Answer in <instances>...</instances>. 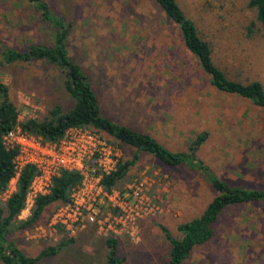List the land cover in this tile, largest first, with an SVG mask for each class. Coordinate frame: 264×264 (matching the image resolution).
<instances>
[{
  "label": "rangeland",
  "instance_id": "374dc122",
  "mask_svg": "<svg viewBox=\"0 0 264 264\" xmlns=\"http://www.w3.org/2000/svg\"><path fill=\"white\" fill-rule=\"evenodd\" d=\"M73 22L68 45L89 75L103 112L114 121L155 136L174 151H188L196 136L209 132L197 155L230 184L264 189V110L251 100L217 90L186 48L177 24L154 0H47ZM249 0H178L212 48L214 62L231 79L264 85V28ZM51 42V31L26 0H0V77L9 86L20 119H42L56 104L73 99L59 71L44 61L4 63L7 47L27 50ZM130 163L137 150L92 127ZM158 210L140 222L135 235L109 234L90 225L75 235L51 224L55 204L12 238L28 255L73 239L39 264H109L107 238L118 240L120 264H169L171 244L161 226L182 237L178 225L200 215L217 191L199 171L170 166L140 152L114 190L146 180ZM17 178L0 193L16 189ZM31 202L19 218L31 215ZM112 204L107 199L102 210ZM0 264H3L0 260ZM182 264H264V204L239 203L220 215L210 241Z\"/></svg>",
  "mask_w": 264,
  "mask_h": 264
},
{
  "label": "trees",
  "instance_id": "16d2710c",
  "mask_svg": "<svg viewBox=\"0 0 264 264\" xmlns=\"http://www.w3.org/2000/svg\"><path fill=\"white\" fill-rule=\"evenodd\" d=\"M26 1L32 4L51 31V42L31 43L27 50L7 47L3 51V61L7 64L44 61L54 66L59 71L62 87L73 99V106L65 110L62 105L56 104L48 116L42 119L30 117L22 121L19 109L10 96L9 86L0 77V193L9 188L16 176L15 157L19 153V147L7 148L4 134L20 127L23 131L42 137L44 141L57 142L71 128L92 127L137 150L130 163L120 161L116 170L105 174L103 184L108 192L125 178L129 164L138 160L140 152L149 153L167 165H185L203 173L217 191V195L200 215L178 225L182 237L173 236L166 226H161L171 244L169 264H182L196 247L210 241L215 233V225L227 207L248 202L264 204V189L230 184L198 157L197 150L208 139V131L199 133L188 151H174L152 134L118 123L107 116L102 110L89 75L70 53L68 41L73 22L57 13L47 0ZM154 1L164 10L168 20L177 24L186 48L197 58L217 90L249 99L264 110V85L261 81L252 80L246 83L229 78L214 62L209 42L201 37L195 22L185 13L178 0ZM248 6L255 9L257 20L264 28V0H249ZM38 174L37 166L25 165L17 179L16 189L0 203V260L3 264H39V258L56 255L64 245L73 240H63L57 246L47 247L39 257L28 255L13 240L12 235L17 230L37 222L49 205L55 204L54 211L60 204L70 202L73 189L82 180L78 171L62 170L53 178L51 191L38 195L31 215L22 220L19 216L26 208L30 186ZM106 245L109 264H120L122 260L117 257L118 240L107 238Z\"/></svg>",
  "mask_w": 264,
  "mask_h": 264
},
{
  "label": "built area",
  "instance_id": "2783aa9c",
  "mask_svg": "<svg viewBox=\"0 0 264 264\" xmlns=\"http://www.w3.org/2000/svg\"><path fill=\"white\" fill-rule=\"evenodd\" d=\"M4 143L7 148L19 147L14 179H18L27 164L39 170L30 186L27 206L30 202L33 205L38 195L51 191L53 178L62 170L82 175L81 183L71 193V201L60 204L51 215V224L64 228L70 235L90 225L109 234L135 235L140 222L157 213L147 179L129 185L122 192L105 189L103 178L116 170L119 149L92 130L74 127L59 141L49 142L17 127L4 134ZM107 199L113 207L108 212L102 210Z\"/></svg>",
  "mask_w": 264,
  "mask_h": 264
}]
</instances>
